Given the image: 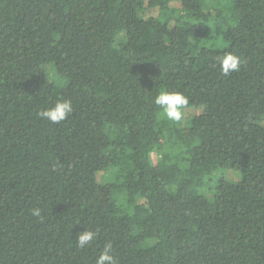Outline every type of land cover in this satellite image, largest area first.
Returning a JSON list of instances; mask_svg holds the SVG:
<instances>
[{
  "label": "trees",
  "instance_id": "1",
  "mask_svg": "<svg viewBox=\"0 0 264 264\" xmlns=\"http://www.w3.org/2000/svg\"><path fill=\"white\" fill-rule=\"evenodd\" d=\"M210 1L0 0V264H264V0Z\"/></svg>",
  "mask_w": 264,
  "mask_h": 264
},
{
  "label": "clouds",
  "instance_id": "2",
  "mask_svg": "<svg viewBox=\"0 0 264 264\" xmlns=\"http://www.w3.org/2000/svg\"><path fill=\"white\" fill-rule=\"evenodd\" d=\"M220 71L227 76L231 73L238 72L241 66V58L232 53L226 52L218 58ZM155 104L163 110L164 117L167 120L180 123L185 115V109L189 105V98L179 91L161 90L155 97ZM74 111L70 100H58L52 107L40 111L37 115L52 124H59L65 121ZM31 215L40 217L39 208L31 209ZM97 237V233L91 230H85L78 234L76 244L83 249L88 247ZM95 264H118L116 257L113 255V246L111 242L107 243L103 251L96 258Z\"/></svg>",
  "mask_w": 264,
  "mask_h": 264
},
{
  "label": "rangeland",
  "instance_id": "3",
  "mask_svg": "<svg viewBox=\"0 0 264 264\" xmlns=\"http://www.w3.org/2000/svg\"><path fill=\"white\" fill-rule=\"evenodd\" d=\"M217 1L218 0H211L210 1V4H212V6L209 5V8H210L211 11H213V13L215 12V8H212V7L217 4ZM173 5H174V7L177 8L179 4L178 3H174ZM157 15H158V13H157V10H155V9L148 11V13L146 14L147 17H149V16H157ZM50 71H52V70L50 69ZM196 114H199L198 110H195V109L186 110L183 119H188V118H190L192 116H195ZM262 125H264V119L262 121ZM158 159H159V155L157 153L153 154V161H154L155 164H157ZM223 173H224L225 177L228 180H230V181L238 182L239 179H240V174L238 172L224 171ZM98 181L100 183H102V184H105V183L111 181V178L105 172H101L98 175Z\"/></svg>",
  "mask_w": 264,
  "mask_h": 264
}]
</instances>
